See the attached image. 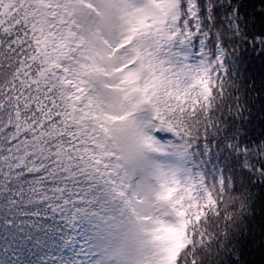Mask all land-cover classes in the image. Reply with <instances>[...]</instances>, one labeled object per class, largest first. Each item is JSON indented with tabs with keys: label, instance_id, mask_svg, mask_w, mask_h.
Here are the masks:
<instances>
[{
	"label": "snow or ice",
	"instance_id": "6c2138e0",
	"mask_svg": "<svg viewBox=\"0 0 264 264\" xmlns=\"http://www.w3.org/2000/svg\"><path fill=\"white\" fill-rule=\"evenodd\" d=\"M0 264H264V0H0Z\"/></svg>",
	"mask_w": 264,
	"mask_h": 264
}]
</instances>
